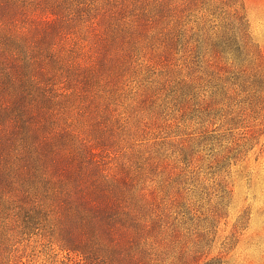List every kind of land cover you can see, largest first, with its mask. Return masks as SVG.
<instances>
[{
    "label": "trees",
    "instance_id": "1",
    "mask_svg": "<svg viewBox=\"0 0 264 264\" xmlns=\"http://www.w3.org/2000/svg\"><path fill=\"white\" fill-rule=\"evenodd\" d=\"M198 47L264 79L243 0H0V264L31 237L50 264H175L182 194L147 74Z\"/></svg>",
    "mask_w": 264,
    "mask_h": 264
},
{
    "label": "rangeland",
    "instance_id": "2",
    "mask_svg": "<svg viewBox=\"0 0 264 264\" xmlns=\"http://www.w3.org/2000/svg\"><path fill=\"white\" fill-rule=\"evenodd\" d=\"M243 4L264 61V0ZM194 49L187 62L174 50L147 74L159 118L151 136L176 165L182 198L173 217L187 238L168 262L264 264V79L246 55ZM23 243L25 264H50L35 237Z\"/></svg>",
    "mask_w": 264,
    "mask_h": 264
}]
</instances>
